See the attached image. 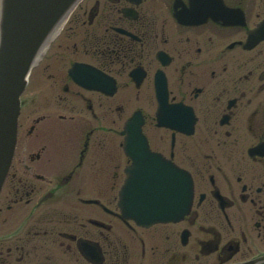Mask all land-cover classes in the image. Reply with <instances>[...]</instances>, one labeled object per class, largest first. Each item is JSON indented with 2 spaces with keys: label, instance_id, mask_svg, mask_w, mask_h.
Here are the masks:
<instances>
[{
  "label": "flooded vegetation",
  "instance_id": "flooded-vegetation-1",
  "mask_svg": "<svg viewBox=\"0 0 264 264\" xmlns=\"http://www.w3.org/2000/svg\"><path fill=\"white\" fill-rule=\"evenodd\" d=\"M263 21L264 0H84L22 96L0 264H264ZM137 113L153 163L193 180L181 221L119 209Z\"/></svg>",
  "mask_w": 264,
  "mask_h": 264
},
{
  "label": "water",
  "instance_id": "water-1",
  "mask_svg": "<svg viewBox=\"0 0 264 264\" xmlns=\"http://www.w3.org/2000/svg\"><path fill=\"white\" fill-rule=\"evenodd\" d=\"M80 1L0 0V190L15 149L20 96L28 76ZM133 129L130 126L129 132ZM134 160L122 193V209L144 223L179 219L192 198L188 182L182 194L178 175L175 182L142 181L137 171L143 162Z\"/></svg>",
  "mask_w": 264,
  "mask_h": 264
}]
</instances>
